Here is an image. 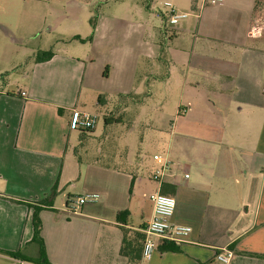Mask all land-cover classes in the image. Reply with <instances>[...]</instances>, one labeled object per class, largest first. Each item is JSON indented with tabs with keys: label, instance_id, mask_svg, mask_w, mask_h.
<instances>
[{
	"label": "crops",
	"instance_id": "1",
	"mask_svg": "<svg viewBox=\"0 0 264 264\" xmlns=\"http://www.w3.org/2000/svg\"><path fill=\"white\" fill-rule=\"evenodd\" d=\"M9 1L10 12L28 16L21 33L0 16L8 44L53 55L33 59L24 86L0 87V264H41L1 250L45 264H225L217 254L232 250L228 264H264V0H204L194 13L183 11L192 0H164L189 16L169 25L162 15V39L150 40L142 22L126 53L125 80L112 87L105 84L111 68L100 73L88 41L75 38L87 39L91 30L74 19L75 33L46 36L64 14L54 3L85 8V0ZM100 30L96 24L97 35ZM150 81L172 84L178 102L165 150L155 153L146 176L118 167L114 137L126 125L133 129L123 116L105 114L100 136L98 125L81 131L69 123L73 109L99 106L110 93L120 96V106L126 98L138 108L154 94ZM106 136L111 142L100 150L83 149L88 139ZM165 166L161 181L154 180ZM156 190L176 198L171 221L192 231L182 240L157 237L152 258L144 259L145 228L154 214L149 194ZM89 194L99 197L77 213L67 210L69 198ZM36 207H42L44 258L35 240ZM125 236L130 255L122 254Z\"/></svg>",
	"mask_w": 264,
	"mask_h": 264
},
{
	"label": "rangeland",
	"instance_id": "2",
	"mask_svg": "<svg viewBox=\"0 0 264 264\" xmlns=\"http://www.w3.org/2000/svg\"><path fill=\"white\" fill-rule=\"evenodd\" d=\"M89 1L91 2L89 3ZM203 1L192 0V6L190 8L185 7L183 11L194 13L197 7L200 8ZM163 2L164 0H85V8L78 7L75 2L69 4L54 3L55 11L61 10L64 14H62L61 21H55V28L49 30L46 36L55 38L59 31L75 33L76 29L72 27L74 19L79 22L81 30L85 29L87 32L91 30L88 37L90 40H87L90 48L89 53L96 56L100 73L106 72L107 67L108 69L111 68V77L106 80L105 84L112 87L118 85L121 78L125 80L126 53L129 46H135L138 34L141 32L139 30L137 33L136 29L141 27L142 22L150 29V40L152 36L162 39L160 28L163 27L165 20L162 15H165L170 25V11ZM11 5V1L4 0L0 9V16L5 23L12 27V30L18 33L25 27L23 22L28 14L10 12ZM64 6H68L69 9L66 10V7L63 8ZM180 10L182 9L179 8ZM92 17L96 24H100L101 30L98 35L91 22ZM6 35L8 33L0 27V87L16 89L24 86L25 75L31 71L33 59L45 57L52 52V49L41 51L27 45L11 47ZM17 35L21 37V34ZM60 49L70 51L67 47L61 46ZM116 60L120 62L118 69L113 68V62ZM164 73L162 72V74ZM150 85L154 89V94L148 97L144 95L146 98L138 108L133 109V105L128 104L130 100H126V98L122 101L125 104L120 106V96L110 93L106 94V101H103L99 106L95 104L86 110L99 116L96 136L102 135L105 126L104 116L109 112L115 113L116 116H123L126 119L125 124H132L133 129H129L126 125L123 128L124 131L114 137L117 146L120 148L117 164L118 167H128L131 170L140 169L146 176L151 174L156 164L155 153L165 150L168 143L170 120H173L178 102V93L172 84L162 81L158 84L155 81H150ZM111 139L108 136L93 141L88 139L84 142L83 149L96 148L95 150H100V147L108 145ZM87 155L89 156V154ZM88 159H94V157L91 156ZM105 159L108 162L112 161L108 160V157Z\"/></svg>",
	"mask_w": 264,
	"mask_h": 264
},
{
	"label": "built area",
	"instance_id": "3",
	"mask_svg": "<svg viewBox=\"0 0 264 264\" xmlns=\"http://www.w3.org/2000/svg\"><path fill=\"white\" fill-rule=\"evenodd\" d=\"M209 4H218L224 0H206ZM165 6L169 8L170 23L178 24L182 19L189 16L187 12H180L175 4L171 1H166ZM264 27V18H263ZM24 94V93H23ZM99 121V116L90 111L73 109L71 113L69 126L72 130L93 131L96 129ZM167 166L158 168L153 173L152 178L156 181H161L164 170ZM189 177V174H186ZM98 194H89L81 197L69 198L67 210L71 213H77L83 204L88 201L97 200ZM150 199L154 204V214L147 227L145 228L146 237L144 240L142 255L144 259H151L157 248V237L171 238L173 240H182L188 236L192 228L186 225L173 224L171 218L176 210V198L162 190H156L149 194ZM234 257L232 250H225L217 254V259L222 263L228 264Z\"/></svg>",
	"mask_w": 264,
	"mask_h": 264
},
{
	"label": "trees",
	"instance_id": "4",
	"mask_svg": "<svg viewBox=\"0 0 264 264\" xmlns=\"http://www.w3.org/2000/svg\"><path fill=\"white\" fill-rule=\"evenodd\" d=\"M91 22H92V25H93L94 29H96V21L94 20V18L91 19ZM76 38H78V39H80L82 41L90 40V38L82 39L79 36H76ZM52 55H53V52H50V53H48L46 55V57L47 58H50V57H52ZM0 94H1V92H0ZM56 193H57L56 192V187L54 186L53 187L52 194H51V197H50L51 200L54 198V196L56 195ZM41 209H42V207H36L35 212H34V215H33V224H34L35 240L40 245L41 254H42V257L44 258V257H46L47 252H46L45 241H44V238L42 236L43 222H42V219L40 217V211H41ZM122 213L123 212H121L119 215H122ZM130 248H131V240H128V238L125 236L124 241H123L122 254H124V255H130ZM173 249H178V248H173ZM1 251L4 252V253H7L9 255L22 258V259L27 260L29 262H33V263H40L41 262V264H45L46 263L45 261H39V260L34 259L32 257L26 256V255L22 254L21 252L8 251V250H1ZM136 259H141V256H138V258L136 257Z\"/></svg>",
	"mask_w": 264,
	"mask_h": 264
}]
</instances>
